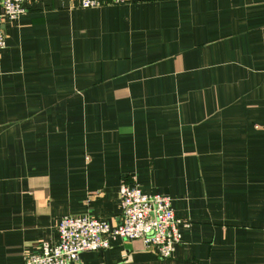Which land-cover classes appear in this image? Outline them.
I'll return each instance as SVG.
<instances>
[{"label": "crops", "instance_id": "0c3cea01", "mask_svg": "<svg viewBox=\"0 0 264 264\" xmlns=\"http://www.w3.org/2000/svg\"><path fill=\"white\" fill-rule=\"evenodd\" d=\"M23 9L0 52V264L65 216L118 225L122 183L170 198L181 243L82 264H264V0Z\"/></svg>", "mask_w": 264, "mask_h": 264}, {"label": "built area", "instance_id": "2783aa9c", "mask_svg": "<svg viewBox=\"0 0 264 264\" xmlns=\"http://www.w3.org/2000/svg\"><path fill=\"white\" fill-rule=\"evenodd\" d=\"M28 0H0V52L5 49L4 21H15L23 13ZM31 1V0H30ZM34 1V0H32ZM76 9H97L108 5H126L131 0H61ZM120 223L113 227L88 216H65L58 223V243H43L37 254L26 258L25 264H82L84 252H103L111 241H141L160 259L171 257L181 243L179 227L188 223L177 219L169 197L144 194L136 185L122 183L119 188Z\"/></svg>", "mask_w": 264, "mask_h": 264}]
</instances>
